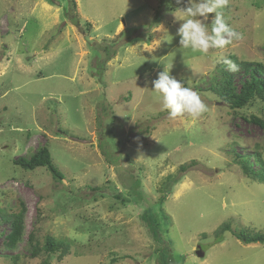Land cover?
Masks as SVG:
<instances>
[{
	"label": "rangeland",
	"instance_id": "374dc122",
	"mask_svg": "<svg viewBox=\"0 0 264 264\" xmlns=\"http://www.w3.org/2000/svg\"><path fill=\"white\" fill-rule=\"evenodd\" d=\"M75 2L84 33L67 20V0H0V209L25 207L13 249L4 247L9 222L0 218V264H41L47 256L31 257V232L40 244L49 235L70 245L61 260L49 255L51 264H264V242L234 234L264 233V182L235 161L256 152L264 160V131L244 119L262 116L264 105L233 111L209 89L222 58L264 64V0H228L219 11L238 38L207 54L179 44L188 0ZM164 70L207 110L170 117L152 84ZM230 72L238 88L244 75ZM99 114L110 163L99 148ZM44 145L63 180L14 163Z\"/></svg>",
	"mask_w": 264,
	"mask_h": 264
},
{
	"label": "trees",
	"instance_id": "16d2710c",
	"mask_svg": "<svg viewBox=\"0 0 264 264\" xmlns=\"http://www.w3.org/2000/svg\"><path fill=\"white\" fill-rule=\"evenodd\" d=\"M76 8L75 0H67V9H66V18L69 23L79 28L83 33V29L78 21L76 13L74 12ZM90 24L87 22L85 24L86 27H90ZM231 61L238 65L239 70L244 75L243 81L240 83V86L237 88L233 83V74L224 68H222L223 64H219L221 78L217 82V84L209 86V89L215 93L222 102H224L230 109L236 111L237 109H243L247 106L253 104L254 101L258 100L262 102L264 105V64L261 62H253L248 60H241L235 57L234 55H230ZM101 70V67L100 69ZM100 113L106 114V106L100 107ZM245 120L250 121L258 125L264 131V111L262 116H257L251 114L250 116L244 117ZM103 118L101 114L97 117V126L98 133L100 136L99 140V148L102 154H107L108 157L105 156V159L110 163L111 157L108 152L105 150L104 141L102 138V125ZM59 132L64 134V131L58 130ZM143 133L147 134L150 132L149 125L147 124L144 129L141 130ZM245 155V154H244ZM253 157L254 161L259 164L258 168H254L250 158ZM236 163L240 166L241 172L247 178L264 182V160L261 158L259 152H256L254 155H247L246 159H240V155L236 154ZM14 163L21 166L24 169H34L36 167H45L50 173L51 177L56 181H61L64 179V174L59 171L54 164L52 163L51 155L46 145L38 148L34 154H32L29 158L18 157L14 160ZM185 170V165H180V171ZM168 181L163 185V191L168 192ZM171 183V182H170ZM91 188V187H90ZM93 188V187H92ZM93 189H101V187H95ZM114 199L120 200L121 203H125L128 198L122 196L120 193H114L112 196ZM161 202V199L159 200ZM161 209V208H160ZM162 211V209H161ZM25 212V207L23 205L20 206V209L16 212L11 213H3L0 209V218L2 221L9 222L8 231L2 233L3 236V244L7 249H13L18 241H20L23 229H24V220L23 215ZM161 219L168 221V217L166 214L161 213ZM152 222V225H151ZM149 225V230L153 235H156V230L159 229V224H157L156 219H152ZM229 229V225L226 223L222 224L218 231L215 232L214 238L215 242L222 241L224 237V232ZM235 236L240 239L245 244L256 243V242H264V233L262 232H243V231H234ZM29 242H33L31 257H37L42 251L48 257L51 254H56L57 259L61 260L64 256L70 254V245L63 241L58 240L52 236L47 235L44 239V243L40 244L38 240L34 238L33 233L29 234L28 238ZM44 258L41 261V264H51L48 258Z\"/></svg>",
	"mask_w": 264,
	"mask_h": 264
},
{
	"label": "clouds",
	"instance_id": "9594fccd",
	"mask_svg": "<svg viewBox=\"0 0 264 264\" xmlns=\"http://www.w3.org/2000/svg\"><path fill=\"white\" fill-rule=\"evenodd\" d=\"M228 0H188V6L183 9L186 18L177 30L179 44L184 49L207 54L210 49H222L231 43V38L238 34L224 19L222 11ZM215 16L209 22V14ZM211 23L209 29L208 24ZM152 51V49H145ZM229 71L239 70L237 64L227 58H222ZM153 89L162 99L163 107L169 111L172 118L187 113L193 118L199 117L207 110V105L201 95L184 82L171 75L169 71H161L152 81Z\"/></svg>",
	"mask_w": 264,
	"mask_h": 264
},
{
	"label": "water",
	"instance_id": "95a60500",
	"mask_svg": "<svg viewBox=\"0 0 264 264\" xmlns=\"http://www.w3.org/2000/svg\"><path fill=\"white\" fill-rule=\"evenodd\" d=\"M195 252H196V254H197L198 256H203V255H204V253H203V251L201 250V247H200V246H197Z\"/></svg>",
	"mask_w": 264,
	"mask_h": 264
}]
</instances>
